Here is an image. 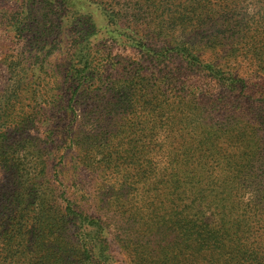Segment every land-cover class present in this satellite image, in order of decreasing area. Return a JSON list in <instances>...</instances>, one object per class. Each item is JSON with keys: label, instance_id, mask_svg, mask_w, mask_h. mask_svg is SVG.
Returning <instances> with one entry per match:
<instances>
[{"label": "rangeland", "instance_id": "374dc122", "mask_svg": "<svg viewBox=\"0 0 264 264\" xmlns=\"http://www.w3.org/2000/svg\"><path fill=\"white\" fill-rule=\"evenodd\" d=\"M242 5L253 12L230 16L241 30L222 38L219 50H205L202 59L244 86L239 93L219 86L202 95L191 87L210 89L213 82L162 47L171 36L146 14L160 7L159 0H0V101L17 79L51 85L57 81L52 74L64 77L69 65L82 70L87 61L95 69L86 79L83 72L66 79L73 86L62 87L63 109L52 110L46 95L29 94L19 105L20 124L15 125L17 115L0 120L9 161L0 160V264H96L101 260L83 254L86 233L106 239L104 264H213L211 257L191 251L186 239L191 229L179 234L175 215L153 208L164 195L162 180L173 174L166 166L180 157V149L209 147L208 138L229 155L249 148L238 163L251 169L245 181L264 184V153L256 149L264 128L251 120L259 107L254 91H264V14H255L264 11ZM104 11L118 16L109 21ZM215 29L217 23L209 33ZM37 51L41 54L29 58ZM132 73L137 78H129ZM125 93L137 102L123 103ZM179 99L194 102L186 122ZM5 199L26 220L21 238L2 235ZM77 213L87 216L84 223L73 218ZM255 225L240 234L241 244L253 250L249 264L253 259L264 264L255 242L260 224ZM3 244L11 246L4 250Z\"/></svg>", "mask_w": 264, "mask_h": 264}, {"label": "trees", "instance_id": "16d2710c", "mask_svg": "<svg viewBox=\"0 0 264 264\" xmlns=\"http://www.w3.org/2000/svg\"><path fill=\"white\" fill-rule=\"evenodd\" d=\"M183 1L186 3L176 2L175 0H159L160 7L158 9L150 12V8H148L147 16L150 17L153 14V20L156 23L157 21L162 23L159 27L160 31L171 36L168 43H164L162 47H166L165 50L171 52V54L179 55L188 65L196 66L204 71L206 73L205 78H209L213 82L210 89L208 87L205 89L201 87L193 89L195 87H191L192 91L198 90L197 93L199 94L207 95L209 93L210 95L215 91V87L222 86L223 89H227L226 91L239 93V86H244V83L226 73L216 63L212 67L210 61L204 62L202 53L207 49L219 50L223 45L222 38L226 37L228 33L231 34L234 31L241 30L239 27L241 25L237 24L236 20H231L230 16H237L242 12L248 15L253 12L247 11L248 9L244 8L242 1L264 11V0ZM150 2L153 3L154 0H146V3ZM136 3L140 4L139 2ZM180 4L186 6L181 7ZM104 12L107 13L106 17L109 21H114L116 15L118 16V11H114V18H112L111 12ZM255 14L264 13L256 12ZM79 22L80 20H78ZM216 23V32L209 33L211 25ZM203 24H207V27H203ZM15 29L21 33L20 23H16ZM82 30H87L85 25H83ZM81 33L83 32L81 31ZM131 40H134V37H131ZM39 54H41L40 51L29 52V58ZM72 54L78 56L79 53L74 51ZM85 62L82 70L69 65V69L63 71L65 75L62 78L52 74L53 79L58 82L51 81V85L50 82L46 84H34L33 81L31 84L30 82L23 83L22 79H17L10 86V94L0 101V120L6 122L17 115L19 120L15 125L20 124L23 121L24 114L19 105L22 98L29 94L46 95V98H48L47 104L51 105L52 110L53 108L63 109L65 102L62 100L63 95L61 94L63 92L62 87L66 86V79L71 78L73 72L77 74L78 72L85 73L84 79L91 77L86 72H95L94 66L87 61ZM46 71L44 72L45 75H49ZM50 72H52L51 69ZM137 76V73L129 74V78H137ZM72 86L70 81L66 88L70 89ZM131 88L132 86L129 89ZM58 89L60 93L55 94ZM254 93L258 95L259 107L257 111H251V120L264 128V91L259 93L256 89ZM132 94L135 96L133 92ZM133 99L134 97L125 93L121 101L123 103H136L137 99ZM163 102L167 106L170 104L166 100ZM177 104L180 108H183V116L185 117L183 122H186L187 117H189L187 113L194 107V102L190 99L185 102L179 99ZM59 118H61V115H59ZM180 121H182V117L178 119V122ZM2 134L6 136V131L3 130ZM232 135L233 137L237 136V133H232ZM259 138V146L256 149L264 153V133H261ZM2 139L4 138L0 139V160L3 159L4 164H8L9 161L4 159L5 156L2 151ZM210 140V138L207 139V142H209L207 148L197 147L193 151L180 149V157L173 159L171 166H166L173 170V174L171 177L162 180L164 195L153 210L157 213L162 212L166 217L170 214L175 215L177 218L175 229L179 234L184 230L189 231L191 229L192 233H186V239L192 247L191 251L194 250L195 257H201L205 254L204 257H211L213 264L216 263V259L221 260L222 258L227 260L228 264H235V261L238 264H249L248 261L252 259L249 256L253 254V250L247 248L246 244H241L240 234L250 233L256 229L255 226L257 225L255 224H260L255 234V242L257 243L258 253L263 255L264 184L261 185L260 182L256 181H245L247 173L251 169H248V165L241 167L238 163L242 159V155L249 152V148L241 146L235 149L234 154L229 155L225 149L217 144H211ZM250 160V166L257 169V161ZM263 164L264 162H262ZM262 175L264 176V172ZM32 184L35 186V183ZM4 202L8 203L9 210L2 213L7 223L2 225V235L7 237L11 234L12 237L21 238L26 228L23 213H16L10 209L9 204H13L14 207L18 206L12 201L5 199ZM4 202H1V204ZM148 205L149 208L153 207V202ZM73 218L82 224L86 221L83 219H87V216L77 213L73 215ZM81 239L84 248L83 254L86 253V258L88 260L93 258V261L101 260L96 264H104L108 252L106 239L100 235L92 238L87 233ZM3 245L4 250L11 246V244ZM87 247L91 248L92 253L88 251ZM253 261L258 264L257 260L253 259ZM14 262L4 260L3 263L11 264Z\"/></svg>", "mask_w": 264, "mask_h": 264}]
</instances>
